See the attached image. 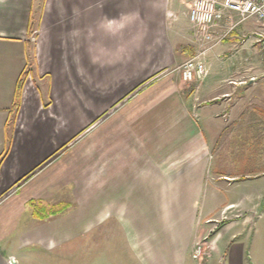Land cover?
Instances as JSON below:
<instances>
[{
	"label": "crops",
	"instance_id": "obj_1",
	"mask_svg": "<svg viewBox=\"0 0 264 264\" xmlns=\"http://www.w3.org/2000/svg\"><path fill=\"white\" fill-rule=\"evenodd\" d=\"M188 5L0 0V264L32 257L34 243L50 250L55 229L61 264H76L67 247L76 254L77 233L103 224L106 264H129V254L138 264H202L219 253L212 242L234 218L192 257L204 223L244 207L221 202L223 181L236 188L254 174L226 172V158L259 119L264 91L248 77L264 69L246 61L243 26L204 52L200 80L182 81L174 69L196 49ZM38 205L60 209L44 215ZM245 249L231 243L230 260L237 252L242 263Z\"/></svg>",
	"mask_w": 264,
	"mask_h": 264
},
{
	"label": "rangeland",
	"instance_id": "obj_2",
	"mask_svg": "<svg viewBox=\"0 0 264 264\" xmlns=\"http://www.w3.org/2000/svg\"><path fill=\"white\" fill-rule=\"evenodd\" d=\"M243 26L249 28L240 30L239 28ZM254 26L255 20L249 18L237 28L243 34L241 35L242 43L247 45L246 52H248V55L245 57L246 61H249L251 54L252 59L258 62L259 68L262 67L264 69V61L257 51V44L251 32ZM33 39L35 38L33 37ZM241 58L243 59L244 56L242 55ZM255 77L258 83L255 86V90L264 91V75L260 76L259 74ZM242 82L244 83L245 81ZM260 94L262 93L260 92ZM262 112H264V103H259V119L254 121L256 126L246 128L243 130L242 135L239 133L234 137L236 145L233 146V151L230 153L229 158H226V172L243 175L254 174L252 182L239 183L236 188L227 185L226 181H223L225 190L221 197V202L241 200L244 207L238 208L234 206L231 210H227V215L226 217L223 216L222 220L219 219L216 222L212 221L214 218H211V221L204 223L201 241L199 242L202 244L203 249L205 247L203 246V242L209 240L225 224L224 222L227 217L228 219L231 217V219L234 218L236 220L234 222L235 226L225 227L221 231L223 238L217 242V248L214 242H212L213 248L219 253L217 252V255L212 256L208 262L202 264H264V118L262 119L260 114ZM256 188L259 190L258 196L254 195L253 199H245L246 193L252 192L251 190ZM222 222L223 224H221ZM48 233L46 239L49 238L53 242L50 250L45 249V247L43 248L39 242L29 245L28 247H32V257L18 260V264H42L36 262V260H45L48 264H61V251L64 250V244H60V242L62 241L64 232L55 229ZM77 235L76 241L81 244L80 249L77 248V253L73 254L74 249L67 247L68 253H66L65 258L71 260L75 257L77 259L76 264H106L107 235L105 224L96 227L88 226L83 231L77 233ZM238 242H245L246 246V254L242 263L239 262L237 252L236 254L234 253L235 257L232 260H230L229 256L231 255L229 254V245ZM92 245H95L94 249H92ZM7 250L16 257L19 256L17 255L18 253L16 252L17 249L15 248L14 242L9 244ZM70 251L72 253H69ZM204 253L205 250L202 254L205 255ZM98 254L99 257H97ZM129 257L131 260L129 264H138L137 259L132 257V255L129 254ZM190 260L192 262L197 261ZM92 261L96 262L92 263Z\"/></svg>",
	"mask_w": 264,
	"mask_h": 264
},
{
	"label": "built area",
	"instance_id": "obj_3",
	"mask_svg": "<svg viewBox=\"0 0 264 264\" xmlns=\"http://www.w3.org/2000/svg\"><path fill=\"white\" fill-rule=\"evenodd\" d=\"M249 18L255 20L251 32L264 61V0H189L188 21L196 49L192 56L175 67L180 79L186 83L200 80L205 73L204 52ZM248 79L256 81L253 75ZM203 251L202 244L197 243L192 257L197 258ZM7 263L14 264V257L9 256Z\"/></svg>",
	"mask_w": 264,
	"mask_h": 264
},
{
	"label": "trees",
	"instance_id": "obj_4",
	"mask_svg": "<svg viewBox=\"0 0 264 264\" xmlns=\"http://www.w3.org/2000/svg\"><path fill=\"white\" fill-rule=\"evenodd\" d=\"M25 75L21 76L19 81H18V84H17V89H16V96H15V101H14V106L17 107L18 105V97H19V93H20V89H21V85H22V82H23V78H24ZM36 211L39 213V214H44V215H48V214H56L57 212H59V209L60 207L59 206H54V207H46V206H41V205H38L36 207ZM43 218V217H41ZM223 224V222L221 223Z\"/></svg>",
	"mask_w": 264,
	"mask_h": 264
}]
</instances>
